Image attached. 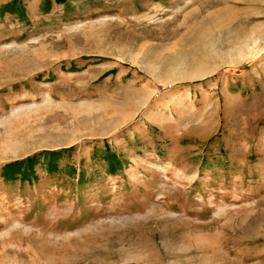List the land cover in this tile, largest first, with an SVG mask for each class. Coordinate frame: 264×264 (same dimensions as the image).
I'll return each mask as SVG.
<instances>
[{"label":"rangeland","instance_id":"374dc122","mask_svg":"<svg viewBox=\"0 0 264 264\" xmlns=\"http://www.w3.org/2000/svg\"><path fill=\"white\" fill-rule=\"evenodd\" d=\"M0 264H264V0H0Z\"/></svg>","mask_w":264,"mask_h":264},{"label":"trees","instance_id":"16d2710c","mask_svg":"<svg viewBox=\"0 0 264 264\" xmlns=\"http://www.w3.org/2000/svg\"><path fill=\"white\" fill-rule=\"evenodd\" d=\"M65 1L66 0H56V2L58 3H63ZM59 154L60 153L56 152L49 153L48 151H42L25 159L6 164L2 168V176L5 179H14L17 176L23 179L29 177L33 178L35 176L34 167L36 166V164L41 163L43 161L47 162L49 159H56L60 156ZM103 159L108 163V166L110 168L109 172L111 174H115L117 171L122 170V166L120 163L121 160L115 153L112 154L108 148L105 149V156L103 157ZM77 175L80 180L83 179V173L80 172L78 174L77 170L74 169V172L71 174V176L76 178ZM31 180L32 179H28V181Z\"/></svg>","mask_w":264,"mask_h":264}]
</instances>
